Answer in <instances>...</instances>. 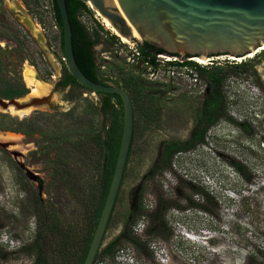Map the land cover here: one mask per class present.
<instances>
[{"label":"rangeland","instance_id":"obj_1","mask_svg":"<svg viewBox=\"0 0 264 264\" xmlns=\"http://www.w3.org/2000/svg\"><path fill=\"white\" fill-rule=\"evenodd\" d=\"M30 1L27 7L22 0H16L14 6L11 0H0V87L4 79H20L25 84L24 70L32 67L50 88L48 94L56 92L52 98L56 106L34 109L26 117L44 115L41 134L0 130L3 136H12L9 141L0 140V264H34L26 250L42 222L36 205L48 211L51 222L62 230L43 235L50 264H78L92 241L93 213L106 199L107 160L98 169L94 143L85 138L98 133L106 138L113 119L96 114L94 106L100 101L97 93L82 86L57 89L68 65L53 3ZM91 10L93 14H84L81 20L91 31L97 29L96 23L104 29L97 30L100 43L95 47L101 79L124 88L125 79L131 78L137 86L129 93L134 107L131 154L95 264L252 262L255 252L264 249V51L241 62L219 56L203 64L208 69H222L227 77L225 116L209 130L204 145L179 154L172 171L148 180L163 143L191 138L202 114L206 79L185 69L165 65L153 69L143 64L137 55L143 42L133 39L123 43ZM111 37L117 38L115 44ZM246 62L251 65L246 69L233 66ZM28 89L29 94L18 100L31 95ZM117 110L120 123L123 107L118 105ZM68 113L70 118L64 116ZM0 115V126L16 127L9 117L26 119L8 111H0ZM64 135L70 137L64 139ZM79 141L83 147L78 150L75 145ZM234 162L246 167L244 175L231 167ZM200 188L216 196L219 208L214 215L192 206L201 197L196 195ZM158 195L178 207L168 213L165 238L147 237V221L142 218L134 231L146 242L145 250L122 242L115 257L105 256V249L122 234L137 203L141 201L145 211L152 212Z\"/></svg>","mask_w":264,"mask_h":264},{"label":"water","instance_id":"obj_2","mask_svg":"<svg viewBox=\"0 0 264 264\" xmlns=\"http://www.w3.org/2000/svg\"><path fill=\"white\" fill-rule=\"evenodd\" d=\"M120 37L139 38L180 59H243L264 48V0H87ZM62 19L68 73L85 89L116 94L123 104V133L109 192L83 264H95L123 182L134 135V107L120 86L96 83L80 70L73 50L66 0H56ZM119 37V38H120ZM135 37V38H134ZM56 92L27 100L0 98V111L55 107ZM60 95V94H59ZM24 119V118H21Z\"/></svg>","mask_w":264,"mask_h":264},{"label":"trees","instance_id":"obj_3","mask_svg":"<svg viewBox=\"0 0 264 264\" xmlns=\"http://www.w3.org/2000/svg\"><path fill=\"white\" fill-rule=\"evenodd\" d=\"M27 7L30 6V0H22ZM53 3V12L54 18L56 21V25L60 29V45L62 51L64 53V35H63V24L62 19L56 4V0H52ZM67 10L69 14V19L72 27L73 34V50L76 62L83 72V74L88 77L90 80L101 83L104 85H108L106 81L102 80L98 70L97 58L95 53V47L99 45V33L97 30H104L100 23H96L97 29L91 31L86 25L82 22L81 16L84 14L92 15L93 12L88 6L87 0H66ZM112 44H115L117 41L116 37H111ZM139 56L141 62L146 64L147 66L157 69L159 68V64L156 62V56L160 54H168L165 51L158 49L154 46L143 42L141 46H139ZM171 55V54H168ZM179 57L178 55H171ZM65 57V54H64ZM189 58V57H186ZM250 63H241L240 65H233L236 68L246 69L251 66ZM168 67L173 68H183L190 67L194 69L197 74H200L202 78L206 79L207 89L206 96L204 98V103L202 107V114L193 129L191 138L187 141H170L162 144L160 154L153 167L149 171L147 175V179L150 180L154 178L157 174L170 172L172 171V166L175 161V158L181 154L186 153L191 150L196 149L200 145H204L207 134L209 130L215 126L219 120H221L226 113L227 109V101L224 95V87L227 80V77L224 76L222 69L220 68H206L202 65L194 61L184 60L176 61L174 63L167 64ZM3 75V67L0 64V76ZM20 80V79H19ZM12 80L8 81L4 79L2 81L3 86L0 87V98L3 99H18L24 97L29 94V89L25 86V84L20 80ZM59 87H67L71 86L73 89L80 87L81 85L78 81L72 77L68 71L64 73L63 80L58 85ZM124 88L128 93L135 92L137 90L136 83L133 82V79H125ZM100 97L99 104L94 106L97 115H108L112 117L113 124L109 132H107L106 138H104L101 134L88 135L85 139H89L94 143V154H95V166L98 169H102L104 166L105 160L106 163V180H105V194L104 198H107L111 180L113 177L116 160L118 157L119 147L121 143L122 133H123V119H121L120 123L118 120L119 111L117 110V106L120 105L123 107L121 98L116 94H105V93H97ZM135 103V99L133 98ZM123 113V112H122ZM1 116V115H0ZM67 118L72 116L71 113L64 115ZM6 118L5 116H2ZM28 117V116H26ZM24 117V118H26ZM44 115L42 113H37L31 118H26L22 121L15 120L9 117L10 122L14 123L16 127H7L0 126V130L10 131L16 133H24L27 135L41 134L42 131V121ZM65 131H68L65 129ZM70 136L64 135L62 138L68 139ZM78 150L82 149L83 143L82 141L76 143L75 145ZM132 148V146H131ZM131 154V150H130ZM129 154V157H130ZM129 161V158H128ZM62 164V163H61ZM128 164V162H127ZM231 167L236 170L241 175L245 174L246 167L240 164L239 162H234L231 164ZM248 182H252V178H247ZM196 195L201 196L198 197V203H193V207L208 213L210 215L215 214V210L219 208V202L214 195V193L209 190L198 189ZM158 201L156 204V208L152 212H147L143 208L142 202L139 201L136 207L130 212L128 216V221L125 224L124 230L122 234L112 243L110 244L104 251L105 256L115 257L117 248L119 244L122 242H126L132 245L135 249L145 250L146 242H144L134 231V227L138 224V222L145 218L147 221V229L146 236L152 237L156 239L165 238V231L168 227L167 216L168 213L172 209H178L177 206L174 205V201L168 199L164 195H158ZM106 201V199H105ZM104 203H100L93 213V223L90 228L89 236L93 238L96 227L98 225ZM210 206L212 208L208 209L206 206ZM36 215L39 219H42V222L38 224L36 237L32 243L29 244L27 248V252L34 258V264H50V255L48 253V247L44 242L43 235L52 231L61 232L58 225L51 222L50 214L48 211H45L42 206L36 205ZM51 222V225L48 224ZM61 230V231H60ZM47 232V233H46ZM62 235V233H61ZM64 250H66V245L63 244ZM89 246H86L82 251V257H80V261L78 264H83L85 258L87 256ZM99 254V253H98ZM252 262L248 264H264V249L259 248L255 252L254 258H252ZM98 260V255L96 257V261ZM95 261V262H96Z\"/></svg>","mask_w":264,"mask_h":264},{"label":"bare ground","instance_id":"obj_4","mask_svg":"<svg viewBox=\"0 0 264 264\" xmlns=\"http://www.w3.org/2000/svg\"><path fill=\"white\" fill-rule=\"evenodd\" d=\"M15 1L16 0H11V2H10L11 5H13V6L16 5V4H14ZM6 2H8V1H6ZM102 23L105 25L106 28L110 29L113 33H115L117 36H119V34L116 32V30H114L108 24V22L105 19H102ZM120 38H121L123 43H125V44L130 43L129 40H127V39H125L123 37H120ZM135 39H139V38H135ZM261 51H264V48L258 50V52L256 54H251V55L247 56L246 58H252L255 55H257L258 53H260ZM228 58H231V60H234V58H232V57H228ZM243 59H245V58H243ZM243 59H236V61L237 62H241ZM193 61L194 62L196 61V62L200 63L201 65H203V64L207 65L210 61H213V58H210L208 60L206 59L205 61L201 60L200 58H195V59H193ZM24 81H25V84H26L27 88H30V90H31V95L27 97V100L30 99V98H33V97H43V96L47 95L50 92V88L48 87V85L43 83L37 77V75L34 72L32 67H26V69L24 70ZM34 109L35 108H30V109H25V110H16L14 107H10L8 109V112L10 114H12V115L18 116L21 119V118H24V117L28 116L29 114H31V112ZM10 137H12V136L6 137V136H3V135L0 134V140H2V141H9Z\"/></svg>","mask_w":264,"mask_h":264},{"label":"built area","instance_id":"obj_5","mask_svg":"<svg viewBox=\"0 0 264 264\" xmlns=\"http://www.w3.org/2000/svg\"><path fill=\"white\" fill-rule=\"evenodd\" d=\"M137 55H139V52H137ZM165 55L166 56H171V55H168V54H160V55H157L156 56V62L159 64V66L165 65V66L168 67L167 64H169V63H174L176 61L183 62V60H179L178 57H176V56H171V58H169V57H166ZM199 65H201V64H199ZM169 68H171V67H169ZM180 69H185L187 71H190L191 73H194L195 72L194 69H192L190 67H183V68H180ZM192 78H196V80H197V77L192 76Z\"/></svg>","mask_w":264,"mask_h":264},{"label":"flooded vegetation","instance_id":"obj_6","mask_svg":"<svg viewBox=\"0 0 264 264\" xmlns=\"http://www.w3.org/2000/svg\"><path fill=\"white\" fill-rule=\"evenodd\" d=\"M63 80V77H62V79L59 81V83H61V81ZM59 83L57 84V86L59 85ZM57 89H70V90H74L71 86H67V87H57Z\"/></svg>","mask_w":264,"mask_h":264}]
</instances>
